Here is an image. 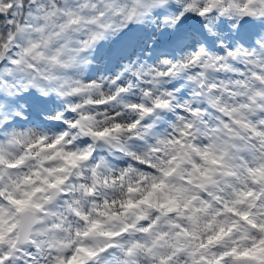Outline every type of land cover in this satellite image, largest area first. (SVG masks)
Returning <instances> with one entry per match:
<instances>
[{"label": "snow or ice", "instance_id": "obj_1", "mask_svg": "<svg viewBox=\"0 0 264 264\" xmlns=\"http://www.w3.org/2000/svg\"><path fill=\"white\" fill-rule=\"evenodd\" d=\"M0 264H264V0H0Z\"/></svg>", "mask_w": 264, "mask_h": 264}]
</instances>
